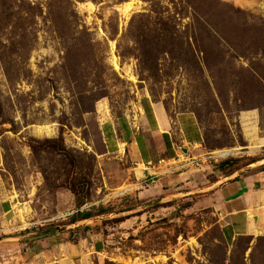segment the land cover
Instances as JSON below:
<instances>
[{
    "label": "rangeland",
    "instance_id": "rangeland-1",
    "mask_svg": "<svg viewBox=\"0 0 264 264\" xmlns=\"http://www.w3.org/2000/svg\"><path fill=\"white\" fill-rule=\"evenodd\" d=\"M241 1L0 0V236L66 228L29 253L0 245V264H264V226L232 240L201 195L235 168L264 171V0ZM164 119L200 135L172 134L178 162ZM45 141L75 160L76 197ZM142 147L151 163L134 165ZM99 206L135 209L68 225Z\"/></svg>",
    "mask_w": 264,
    "mask_h": 264
},
{
    "label": "crops",
    "instance_id": "crops-1",
    "mask_svg": "<svg viewBox=\"0 0 264 264\" xmlns=\"http://www.w3.org/2000/svg\"><path fill=\"white\" fill-rule=\"evenodd\" d=\"M162 121V123L159 122V127H162L160 128V136L161 138L163 136L167 138V147L164 146V152L168 158L167 160L170 162H178L179 160H176L178 157L176 154L177 151L174 148L172 138V134H177L174 132L170 134V130L168 131L170 126L167 121H165V119ZM183 125L187 127V129L191 126L188 124ZM178 137L181 138V141L179 142L184 143L183 146L188 145L190 147L196 146L200 139V135L197 133H192L188 136V139L184 134L177 135V138ZM132 145L136 146V141L133 142ZM145 148L148 149V147ZM145 148L142 147L140 149L141 152L138 149H134V151L131 152V157H133V161H135L134 165H138L139 163H145L148 165L151 163V156L147 155ZM178 149H180L183 154H187L189 152L182 148V146ZM255 168L256 167H246L239 173L231 175L226 180L218 181L209 185L204 188L203 193H201V195L206 193L207 197L204 198L206 202L210 201L211 204L213 203V211L218 216L224 235L228 236L230 239L232 238V240L238 236H252L257 230L262 229L264 226V171H256ZM11 208L12 206L10 203L6 204L5 208L2 209V213L5 215L9 214ZM42 240L43 239L36 241L39 242ZM10 245H12L11 247H13V249H22V247H25L26 253H29V251L36 247L29 246V243ZM72 260L73 259L70 260L66 257H62V259H60V261H67L74 264V261Z\"/></svg>",
    "mask_w": 264,
    "mask_h": 264
},
{
    "label": "trees",
    "instance_id": "trees-1",
    "mask_svg": "<svg viewBox=\"0 0 264 264\" xmlns=\"http://www.w3.org/2000/svg\"><path fill=\"white\" fill-rule=\"evenodd\" d=\"M146 112H148L149 116L151 115V112H149V109ZM42 147L43 148H47V149L49 148L52 151L56 152L59 155L64 156L67 159L69 167H70V170H71L70 179L68 180V190L70 191V193L72 195H74L76 197V194H77L76 190L80 189L79 187H82V188L85 189V185H87V182L84 179L80 180V179H76L74 177L75 160L73 159V157L64 149V147L62 146L61 142H59V141H45V142L42 143ZM254 163L255 162L247 164L245 166V168L247 166H250V165L254 164ZM236 164H237L236 160L227 159L225 161L217 163L214 167H215L216 170L225 171L228 168L231 169V168L235 167ZM242 169L243 168H235L233 173L239 172ZM84 204H85L84 201H79L77 203L78 209L83 207ZM134 209H135L134 207H130V208H127V209L123 210L122 212H118V213L130 212V211H132ZM118 213H116L115 211H112V210H107V209L103 208V206H99L97 208V212L95 214L92 213L91 211H83V212L82 211L81 212L77 211L75 214H73L69 218L68 225L78 224V223L85 222V221H91V220H94L95 218L102 217L104 215H112V214L117 215ZM135 214H137V212ZM127 219H129V218L120 217V218H115L114 220H111V221L116 223V224H120V223H123L124 221H126ZM45 238H48V237H45ZM40 239H44V238H40ZM40 239L24 241V242H21V243H25V244L26 243H31L33 241L40 240Z\"/></svg>",
    "mask_w": 264,
    "mask_h": 264
},
{
    "label": "water",
    "instance_id": "water-1",
    "mask_svg": "<svg viewBox=\"0 0 264 264\" xmlns=\"http://www.w3.org/2000/svg\"><path fill=\"white\" fill-rule=\"evenodd\" d=\"M162 200L163 199H157L155 201L149 202L145 206L148 207V206L160 204ZM65 229L66 228L52 227V228H48V229H44L40 231L26 232V233L18 234V235L0 236V245L10 244V243H21L24 241L45 238L48 236L59 234L65 231Z\"/></svg>",
    "mask_w": 264,
    "mask_h": 264
},
{
    "label": "bare ground",
    "instance_id": "bare-ground-1",
    "mask_svg": "<svg viewBox=\"0 0 264 264\" xmlns=\"http://www.w3.org/2000/svg\"><path fill=\"white\" fill-rule=\"evenodd\" d=\"M237 2V4H240L242 3L241 0H235ZM33 135H35V137L37 138H50L52 135L55 134V131L48 128V127H38V128H34L33 129ZM228 152H221V153H218L220 155H227Z\"/></svg>",
    "mask_w": 264,
    "mask_h": 264
},
{
    "label": "built area",
    "instance_id": "built-area-1",
    "mask_svg": "<svg viewBox=\"0 0 264 264\" xmlns=\"http://www.w3.org/2000/svg\"><path fill=\"white\" fill-rule=\"evenodd\" d=\"M193 161V160H192ZM193 163V162H192Z\"/></svg>",
    "mask_w": 264,
    "mask_h": 264
}]
</instances>
